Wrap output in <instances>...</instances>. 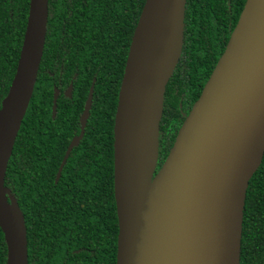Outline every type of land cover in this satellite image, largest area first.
<instances>
[{"label":"water","instance_id":"obj_1","mask_svg":"<svg viewBox=\"0 0 264 264\" xmlns=\"http://www.w3.org/2000/svg\"><path fill=\"white\" fill-rule=\"evenodd\" d=\"M186 0H146L124 66L113 123L116 264H239L249 180L264 154V0H245L222 54L157 169L166 86L181 55ZM48 0H29L16 70L0 103V230L6 264H28L27 233L4 185L41 62ZM147 21L148 33L138 38ZM72 85L65 95L70 97ZM58 90L54 91L52 118ZM92 87L80 117L82 139Z\"/></svg>","mask_w":264,"mask_h":264},{"label":"trees","instance_id":"obj_2","mask_svg":"<svg viewBox=\"0 0 264 264\" xmlns=\"http://www.w3.org/2000/svg\"><path fill=\"white\" fill-rule=\"evenodd\" d=\"M146 0H48L36 83L8 161L4 185L27 233L28 264H116L113 123L136 23ZM245 0H186L182 55L165 90L157 169L222 54ZM29 0H0V103L14 76ZM72 84V97L62 91ZM191 88L185 91V86ZM84 133L55 178L71 140ZM189 87V86H188ZM194 87V89H192ZM60 95L52 118L54 91ZM7 249L0 230V264ZM239 264H264V154L249 180Z\"/></svg>","mask_w":264,"mask_h":264},{"label":"flooded vegetation","instance_id":"obj_3","mask_svg":"<svg viewBox=\"0 0 264 264\" xmlns=\"http://www.w3.org/2000/svg\"><path fill=\"white\" fill-rule=\"evenodd\" d=\"M183 38H184V35H183ZM183 47V46H182ZM181 55H182V50H181ZM181 55H180V58H181ZM180 58H179V60H180ZM179 60H178V62H179ZM178 64V63H177ZM176 67H177V65H176ZM176 67H175V69H176ZM175 69H174V71H175ZM174 73V72H173ZM173 75V74H172ZM172 77V76H171ZM169 82V81H168ZM70 85H72V84H70ZM69 85V86H70ZM168 85V84H167ZM68 86V87H69ZM189 86V87H188ZM188 86H185V91H187L189 88H191L192 86H191V84L190 85H188ZM167 87V86H166ZM192 89H194V87L192 88ZM56 90H58V89H56ZM66 90L67 89H65V90H63L62 91V95L64 96V97H66V98H68V99H70L71 97H72V89H71V93H70V97H67L66 95H65V92H66ZM201 90H202V88H201ZM201 92V91H200ZM200 94V93H199ZM60 95V91L58 90V96ZM165 96V95H164ZM58 98V97H57ZM190 100H191V98H189V100H187V102H186V106H185V111L184 110H182V106H181V104H179V110H180V115H178V119H180V118H183L182 119V123H183V121H184V119H185V117L188 115V113H189V111H190V109H191V107H192V105H193V103L197 100H195L194 102H190ZM164 102V101H163ZM181 123V124H182ZM181 126V125H180ZM160 130V129H159ZM160 136V135H159ZM158 140H159V138H158ZM172 146V145H171ZM170 146V147H171ZM169 147V148H170ZM169 150V149H168ZM60 179V178H59Z\"/></svg>","mask_w":264,"mask_h":264},{"label":"bare ground","instance_id":"obj_4","mask_svg":"<svg viewBox=\"0 0 264 264\" xmlns=\"http://www.w3.org/2000/svg\"><path fill=\"white\" fill-rule=\"evenodd\" d=\"M147 33H148V24H147V21L144 20L142 25H140L138 28L137 36L138 38L144 39L147 37Z\"/></svg>","mask_w":264,"mask_h":264}]
</instances>
